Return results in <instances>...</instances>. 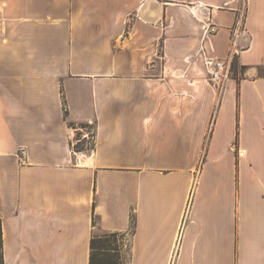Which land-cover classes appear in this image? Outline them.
I'll return each instance as SVG.
<instances>
[{"label":"crops","instance_id":"obj_1","mask_svg":"<svg viewBox=\"0 0 264 264\" xmlns=\"http://www.w3.org/2000/svg\"><path fill=\"white\" fill-rule=\"evenodd\" d=\"M0 225L4 264H89L96 229L126 264H264V0H0Z\"/></svg>","mask_w":264,"mask_h":264},{"label":"trees","instance_id":"obj_2","mask_svg":"<svg viewBox=\"0 0 264 264\" xmlns=\"http://www.w3.org/2000/svg\"><path fill=\"white\" fill-rule=\"evenodd\" d=\"M236 58H233L231 67L233 70L237 68ZM72 124V123H71ZM81 140L76 148L78 150L89 149L93 146V142H85ZM85 142V146L84 145ZM90 144V146H86ZM83 146V147H82ZM96 218H94V225H96ZM122 238L123 234L119 232H104L101 235H95L90 239V256L89 264H119L120 263V249H119V238ZM0 264H4L2 251H1V225H0ZM122 264V262H121Z\"/></svg>","mask_w":264,"mask_h":264},{"label":"built area","instance_id":"obj_3","mask_svg":"<svg viewBox=\"0 0 264 264\" xmlns=\"http://www.w3.org/2000/svg\"><path fill=\"white\" fill-rule=\"evenodd\" d=\"M216 32V27L212 23L208 22L203 26V35L201 39V45L199 46L198 53L201 55L204 67L207 71L208 77L212 82H216L221 79L223 74H226L228 71V62L225 58L219 57H210L207 53L208 48L206 46V42L208 41V37L213 35ZM93 139V135H91ZM89 140V136L87 132H83L80 137L73 133V139L71 142L70 151L74 155V164L77 165L80 162V158L76 156L77 153H81V150L76 148L77 144L83 140ZM92 142V141H91ZM87 146V145H86ZM21 154H24V150L20 149Z\"/></svg>","mask_w":264,"mask_h":264},{"label":"rangeland","instance_id":"obj_4","mask_svg":"<svg viewBox=\"0 0 264 264\" xmlns=\"http://www.w3.org/2000/svg\"><path fill=\"white\" fill-rule=\"evenodd\" d=\"M234 58V57H233ZM233 58H232V61H233ZM231 61V63H232ZM229 68V67H228ZM229 72L232 71V67L230 66ZM92 126V123H89L87 125H77V126H74L72 129L73 130H76V133H77V136L80 137V135L83 133V132H87L88 133V136H89V140L85 139L86 141L85 142H88L90 143L91 141L93 142V139L91 138V135H93V132H94V129ZM85 142H84V145L85 146ZM87 145V144H86ZM82 146V147H83ZM87 146H90V144H88ZM92 148V147H90ZM89 148V149H90ZM82 151V150H81ZM25 152V151H24ZM21 153V152H20ZM23 155V154H21ZM104 231L102 230H99V229H96L95 230V235H101L103 234ZM130 233L128 235L126 234H123L122 238L120 236L119 240H118V243H119V249H120V253H119V256H120V263L122 262V264H126V258H127V248H128V244H129V239H130Z\"/></svg>","mask_w":264,"mask_h":264}]
</instances>
